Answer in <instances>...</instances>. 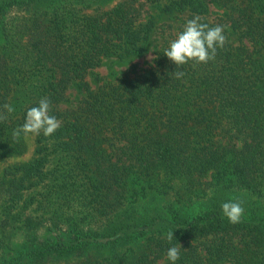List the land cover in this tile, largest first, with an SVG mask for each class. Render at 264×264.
<instances>
[{"label": "trees", "instance_id": "1", "mask_svg": "<svg viewBox=\"0 0 264 264\" xmlns=\"http://www.w3.org/2000/svg\"><path fill=\"white\" fill-rule=\"evenodd\" d=\"M207 1L224 8L221 22L206 19ZM101 2L0 0V112L15 109L0 121V156L24 149L13 132L42 98L62 119L51 136L36 134L30 159L2 168L0 264H172V246L176 264H264V0H168L160 8L189 11L177 34L199 16L229 22L239 43L225 35L215 60L177 69L164 54L176 34L141 72L94 89L86 73L143 51L156 24L136 0ZM73 83L84 96L61 108ZM109 133L114 159L102 146ZM231 200L244 208L236 224L222 213ZM47 222L63 234H29ZM7 225L24 230L21 241Z\"/></svg>", "mask_w": 264, "mask_h": 264}, {"label": "rangeland", "instance_id": "2", "mask_svg": "<svg viewBox=\"0 0 264 264\" xmlns=\"http://www.w3.org/2000/svg\"><path fill=\"white\" fill-rule=\"evenodd\" d=\"M100 7L102 9H106L111 7L119 0H101ZM168 0H136L135 5L139 7L140 10V18L145 19V17L149 14H153L155 16L156 24L153 30L150 33L148 40L145 42V46L143 51L139 53L132 54L125 59H119L116 56L104 57L102 62L88 71L85 75V80L88 82L91 88H97L101 84H104L107 81H115L116 79L122 77L123 75L133 76L136 73L141 72L144 68L148 67L155 57V54L160 47H162V43L165 38L174 37L182 26V20L189 13L187 9L183 11L174 10V11H166L161 7L162 4L166 3ZM207 9H206V19L209 22H221L224 14V8L217 5L212 1H207ZM85 11H94L92 7H87ZM222 16V17H221ZM225 32L224 34L228 36V39L233 43H239L238 31L232 30L229 26V22H225ZM246 43H249L247 38H244ZM84 90L79 88L76 83L70 84L65 89L66 99L60 103L61 108L67 107H76V105L80 102L81 98L84 96ZM62 122L61 118H58ZM105 134V133H104ZM35 137L36 134L29 133L27 135L23 134V150L18 151L17 153L10 154L7 157L0 156V173L4 165L11 162H20L30 159L34 153L35 146ZM117 139L112 136L110 133L105 137L102 142V146L105 148L106 152L109 156L114 159V147L117 144ZM240 143V142H238ZM239 145V144H238ZM40 211L27 210L25 214L29 216H34L35 219L38 218ZM48 216L46 213L45 217ZM49 227L47 222L46 226L43 228H33L28 230L31 234L33 231L36 233L38 239L39 237H43L48 231H50L51 238H55L54 232L57 235H62V231L59 230H47L45 227ZM5 230L6 236L8 235V239H13V241L19 242L22 240L21 233L24 231H17L16 234H13L11 231V226L7 225ZM49 233V232H48ZM93 249L88 248L85 252H76L72 251L69 255L63 256H49L44 259L49 263H62L66 260V258H70L73 256L79 255H89L92 254Z\"/></svg>", "mask_w": 264, "mask_h": 264}, {"label": "clouds", "instance_id": "3", "mask_svg": "<svg viewBox=\"0 0 264 264\" xmlns=\"http://www.w3.org/2000/svg\"><path fill=\"white\" fill-rule=\"evenodd\" d=\"M224 32L225 26L210 27L208 24L201 22V17L196 16L187 20L183 30L177 34L176 39L170 42L164 54L177 65V69L190 61L194 64H207L209 61L215 60L217 49L225 46L227 37ZM173 75L180 79L186 73L176 70ZM50 109V100L42 98L38 106L30 107L27 110L24 124L14 130L13 136L19 138L21 133L39 135L41 132L44 136L54 134L61 127L62 122L54 115H50ZM3 110V112H0V121L7 119V115L4 113L11 114L15 111L12 105L8 103L3 105ZM221 208L223 215L233 224L239 223L244 215V208L239 200L225 202L221 205ZM166 238L171 242L174 238V232L169 231ZM167 259L172 264H176V261L180 259V248L170 247L167 251Z\"/></svg>", "mask_w": 264, "mask_h": 264}]
</instances>
